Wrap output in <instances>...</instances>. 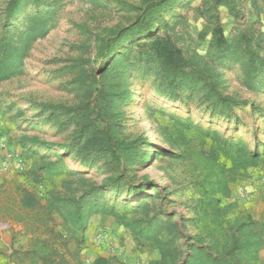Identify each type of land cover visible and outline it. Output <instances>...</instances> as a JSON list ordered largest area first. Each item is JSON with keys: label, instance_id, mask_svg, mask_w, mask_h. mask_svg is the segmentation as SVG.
<instances>
[{"label": "rangeland", "instance_id": "1", "mask_svg": "<svg viewBox=\"0 0 264 264\" xmlns=\"http://www.w3.org/2000/svg\"><path fill=\"white\" fill-rule=\"evenodd\" d=\"M148 1L26 0L13 9L11 0H0V59L13 51L15 59L14 72L0 74V167L11 175L5 187L0 181V264H48L60 257L89 264L99 255L113 257V264H155L157 243L136 237L106 211L89 215L78 244L69 219L51 201L81 197L128 221L158 212L181 224L182 216L186 234L204 237L201 223L192 221L197 183L209 170L204 153L224 141L258 150L261 162L226 172L230 194L220 206L230 207L217 219L248 213L264 225V189L256 185L264 176V0H177L152 16L154 33L180 51L186 72L200 74L192 89H172L158 78L152 34L102 50L142 17ZM245 65L256 70L249 77ZM104 84L123 96L113 103L110 122L121 139L137 140L140 163L118 165L111 152L87 155L80 148L89 136L84 112L95 107ZM225 96L237 102L230 117L215 106ZM109 176L122 185L106 182ZM24 191L36 196L34 208L21 205ZM185 241L178 240L183 250Z\"/></svg>", "mask_w": 264, "mask_h": 264}, {"label": "trees", "instance_id": "2", "mask_svg": "<svg viewBox=\"0 0 264 264\" xmlns=\"http://www.w3.org/2000/svg\"><path fill=\"white\" fill-rule=\"evenodd\" d=\"M24 1L26 0H11L10 4L15 9L17 6H24ZM176 1H148L141 18L120 28L114 36L110 37L108 42L105 41L101 44V48L110 53L116 50L122 41L136 35L152 34L160 64V70L157 72L158 78L166 81L172 89L181 84L182 87L192 89L200 74H194L196 71L186 72V61L180 51L170 41L161 37L158 38V34L153 31L155 24L152 16H158L162 9L170 7ZM216 44L220 50L224 46V40L218 39ZM8 47H10L9 51L11 46ZM13 56L14 51L10 56L0 59L1 75L9 76L14 72L15 59ZM224 62L225 60L222 61V63ZM113 64V62L110 64V69ZM250 65L243 66L244 73L248 77L256 71H249ZM189 75L191 78L187 82L186 78ZM182 78L184 79L182 80ZM114 91L107 84L97 89L98 101L95 107L89 108L83 115L85 117L83 134L89 136L85 138L80 148L87 155H105L111 152L118 165L140 163L142 157L136 147L137 140L126 141L121 139L116 135L114 124L110 122V117L113 115V103L123 98L121 93L118 94ZM236 103L231 97L225 96L217 98L215 106L230 117L227 112ZM34 143H38V141L35 140ZM210 147L209 151L204 153L207 156L209 170L203 174L197 183L200 196L196 202V214L192 218V221L201 223L198 227L206 233L204 237L201 234H186L182 216L180 218V221L182 219L181 224H178V221L174 223L171 220L161 219L158 212H154L145 220L128 221L124 215H120L111 209H105L103 204L81 199V197L74 199L57 197L51 201L50 205L64 215L65 219H69L67 227L77 234L76 242L78 244L82 241L81 233L86 228L89 215L106 211L123 221L135 233L136 237L157 243L160 257L155 264H264V257L259 256V250L264 244V225L262 223L253 219L248 213L235 216L228 222L217 219L220 213L230 207L228 205L220 206L221 198H226L230 194L229 179L226 172H238L248 166H257L261 162V152L256 149L248 151L244 146H234L225 141ZM220 156L229 160L228 167L224 166V161ZM47 167L45 168L47 169ZM106 182L122 185L120 178L111 176L107 178ZM36 204V196L31 192L24 191L21 205L26 208H34ZM62 207L64 211H62ZM222 224L226 225L223 226ZM164 234L165 238H161L160 235L163 236ZM184 237L190 241H185V250L178 244V240ZM205 238L209 239L208 243L204 242ZM184 252L185 256H183ZM113 260V257L99 255L89 264H113ZM48 264H67V261L60 257L58 261L51 260Z\"/></svg>", "mask_w": 264, "mask_h": 264}, {"label": "crops", "instance_id": "3", "mask_svg": "<svg viewBox=\"0 0 264 264\" xmlns=\"http://www.w3.org/2000/svg\"><path fill=\"white\" fill-rule=\"evenodd\" d=\"M0 154L2 155V153H0ZM1 155H0V158H3V157H1ZM8 172H9L8 170L6 171V170H4V168L0 167V181L4 182L3 187H5L7 185L6 179L11 177V175ZM260 184H262V185L260 186ZM256 185H257V190H260V192L262 193V190L264 189V176L257 177ZM255 195L258 196L259 192L256 191ZM104 257H106V256H104Z\"/></svg>", "mask_w": 264, "mask_h": 264}, {"label": "built area", "instance_id": "4", "mask_svg": "<svg viewBox=\"0 0 264 264\" xmlns=\"http://www.w3.org/2000/svg\"><path fill=\"white\" fill-rule=\"evenodd\" d=\"M1 147H3L4 145H3V143H1V145H0Z\"/></svg>", "mask_w": 264, "mask_h": 264}, {"label": "bare ground", "instance_id": "5", "mask_svg": "<svg viewBox=\"0 0 264 264\" xmlns=\"http://www.w3.org/2000/svg\"><path fill=\"white\" fill-rule=\"evenodd\" d=\"M133 112H134V110L132 109L131 113H133Z\"/></svg>", "mask_w": 264, "mask_h": 264}]
</instances>
